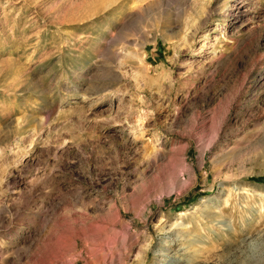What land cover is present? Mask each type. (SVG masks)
Segmentation results:
<instances>
[{
    "label": "rangeland",
    "instance_id": "obj_1",
    "mask_svg": "<svg viewBox=\"0 0 264 264\" xmlns=\"http://www.w3.org/2000/svg\"><path fill=\"white\" fill-rule=\"evenodd\" d=\"M0 264H264V0H0Z\"/></svg>",
    "mask_w": 264,
    "mask_h": 264
},
{
    "label": "bare ground",
    "instance_id": "obj_2",
    "mask_svg": "<svg viewBox=\"0 0 264 264\" xmlns=\"http://www.w3.org/2000/svg\"><path fill=\"white\" fill-rule=\"evenodd\" d=\"M139 134V133H138Z\"/></svg>",
    "mask_w": 264,
    "mask_h": 264
}]
</instances>
